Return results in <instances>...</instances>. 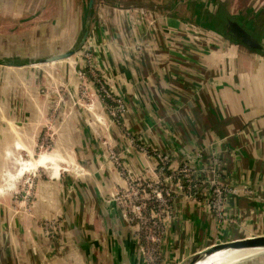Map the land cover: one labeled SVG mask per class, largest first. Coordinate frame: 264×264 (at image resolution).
Listing matches in <instances>:
<instances>
[{
	"label": "crops",
	"instance_id": "crops-1",
	"mask_svg": "<svg viewBox=\"0 0 264 264\" xmlns=\"http://www.w3.org/2000/svg\"><path fill=\"white\" fill-rule=\"evenodd\" d=\"M213 1L0 0V264H150L114 196L129 179L177 190L186 166L197 186L175 196L156 264L264 233V54L185 13ZM87 30L71 57L33 62Z\"/></svg>",
	"mask_w": 264,
	"mask_h": 264
},
{
	"label": "built area",
	"instance_id": "built-area-1",
	"mask_svg": "<svg viewBox=\"0 0 264 264\" xmlns=\"http://www.w3.org/2000/svg\"><path fill=\"white\" fill-rule=\"evenodd\" d=\"M190 28L195 31V35H199L195 26L192 25ZM89 72L97 77L93 67ZM83 74L86 75V72ZM96 81L100 84L99 92L102 98L109 102L111 115L114 119H120L122 103L102 84V81L98 78ZM158 161L160 169L167 171V157L159 155ZM171 178L177 180V190L160 180L129 179L128 186L114 196L127 223L142 237L141 249L150 264H156L161 257L166 223L171 217L175 196L179 193H191V189L197 186L195 183L197 179L192 169L187 166L181 168ZM222 193L220 187L215 189L213 205L217 209L221 206ZM51 223L47 222L46 225L51 228L57 226Z\"/></svg>",
	"mask_w": 264,
	"mask_h": 264
},
{
	"label": "water",
	"instance_id": "water-1",
	"mask_svg": "<svg viewBox=\"0 0 264 264\" xmlns=\"http://www.w3.org/2000/svg\"><path fill=\"white\" fill-rule=\"evenodd\" d=\"M93 6H94V0H89V8L91 10ZM213 6L214 4L213 5L210 4L209 7L211 10L213 9ZM223 21H221L222 23L221 25L222 26L224 25L223 27L225 29V33L223 34L229 36L233 40L247 46L252 50L262 51L264 53V37L263 38L256 37L248 29V27L237 18L227 17L226 20L224 22ZM88 32H89L88 30L85 31V33L81 37V40L72 49L65 52L53 54L45 58H40L33 62L48 63V62H54L71 57L76 52V50H78L85 43L86 38L88 36ZM110 203L111 200L108 201V204ZM255 248L264 249V233L252 234L244 237H239V238H234V239L214 243L204 248L203 250L199 251L198 253L192 255L189 259H187V261H185L182 264H196L200 260L206 259L212 254H215L222 250H227V249L241 250V249H255Z\"/></svg>",
	"mask_w": 264,
	"mask_h": 264
},
{
	"label": "rangeland",
	"instance_id": "rangeland-1",
	"mask_svg": "<svg viewBox=\"0 0 264 264\" xmlns=\"http://www.w3.org/2000/svg\"><path fill=\"white\" fill-rule=\"evenodd\" d=\"M101 0H97V2H100ZM108 1H114L117 2L118 4L122 5H152V4H157L159 3L161 6H168L170 3V0H108ZM217 0L213 1L216 2ZM198 2V1H196ZM193 2H191L192 4ZM217 10H215V13H220L221 10L225 13H228L231 17L239 19L243 24H245L248 29L258 38H263L264 37V0H218L217 2ZM223 7V8H222ZM192 8V7H191ZM210 8V7H209ZM196 9H191L186 11L185 13L191 14L189 17L191 18H196ZM260 11L261 14H257ZM204 12V11H203ZM201 11V13H203ZM232 13V14H231ZM204 14V13H203ZM214 14V13H213ZM202 15V14H201ZM204 17V15H202ZM205 19V18H204ZM220 21H217L221 23ZM216 22V23H217ZM220 26H222L220 24ZM207 28V27H206ZM211 28V29H210ZM207 29L213 30L214 32L216 31L214 28L210 27ZM219 33L223 34L222 32L218 31ZM78 44L75 43V46ZM72 46L66 47L67 49ZM64 48L63 50H65ZM264 252V249L259 250L258 252L250 253L248 256L243 257V258H237L232 262H229V264H237L239 262H243L254 255L258 253Z\"/></svg>",
	"mask_w": 264,
	"mask_h": 264
},
{
	"label": "bare ground",
	"instance_id": "bare-ground-1",
	"mask_svg": "<svg viewBox=\"0 0 264 264\" xmlns=\"http://www.w3.org/2000/svg\"><path fill=\"white\" fill-rule=\"evenodd\" d=\"M261 248L255 249H241V250H222L215 254H212L206 259L200 260L196 264H229L237 258H243L248 256L250 253L258 252Z\"/></svg>",
	"mask_w": 264,
	"mask_h": 264
},
{
	"label": "trees",
	"instance_id": "trees-1",
	"mask_svg": "<svg viewBox=\"0 0 264 264\" xmlns=\"http://www.w3.org/2000/svg\"><path fill=\"white\" fill-rule=\"evenodd\" d=\"M223 8V7H222ZM202 6L201 5H199L198 7H197V9H196V14H197V17H198V19H197V21H203V19H202V15L201 14H203L204 15V17L203 18H205L206 19V23H204L205 25H207V26H205V27H207V28H210V27H212V28H214L216 31H220V32H222V33H225V29H224V25L223 26H220V24H222V23H219V22H217V21H220V19L221 18H223V20L225 21L226 20V16H223L222 14H224V12L221 10V12L220 13H215L213 16H211V14L210 13H205V12H203L202 11ZM201 11L203 12V13H201ZM228 17H231L230 15L228 16ZM223 20H221V21H223ZM223 21V22H224ZM217 22V23H216ZM211 29V28H210ZM258 52H261L262 54H264L262 51H258Z\"/></svg>",
	"mask_w": 264,
	"mask_h": 264
}]
</instances>
